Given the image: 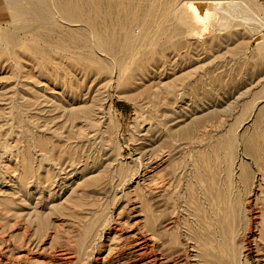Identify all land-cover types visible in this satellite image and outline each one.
Masks as SVG:
<instances>
[{
	"label": "rangeland",
	"instance_id": "1",
	"mask_svg": "<svg viewBox=\"0 0 264 264\" xmlns=\"http://www.w3.org/2000/svg\"><path fill=\"white\" fill-rule=\"evenodd\" d=\"M2 1L0 264H117L150 234L151 211L162 264H216L233 250L240 264H264V0H72L100 42L128 46L103 71L88 31L15 18L24 0ZM189 1L206 14L195 25L174 19ZM130 44L147 72H136ZM186 127L200 135L193 147ZM212 158L216 180L226 160L240 184L228 209L222 183L200 206Z\"/></svg>",
	"mask_w": 264,
	"mask_h": 264
},
{
	"label": "bare ground",
	"instance_id": "2",
	"mask_svg": "<svg viewBox=\"0 0 264 264\" xmlns=\"http://www.w3.org/2000/svg\"><path fill=\"white\" fill-rule=\"evenodd\" d=\"M24 2H25L24 5L22 7H18V10H16L15 18H17V16L24 17L26 15H31V16H34L35 19L37 21H40V22H50L52 20H55V21H60L61 23H67L70 25H78V27H79L78 29L83 31L82 34H85L88 31L90 38H92V41L90 43V46L88 47V50L90 52L91 57L96 56L95 63L98 64V70L99 71L106 70L107 68H110V65H113V67L119 66L120 59L118 58V56L122 53L120 51L122 49H124L125 47H128V46L125 45L123 47H120L118 51L114 52L110 46L100 42V40L98 39V36L89 30V26H88L89 18H86V19L84 18L80 8L77 7V4L74 1H72V0H62V1L61 0H24ZM230 4H231V2H230ZM216 5H218V4H215V6ZM94 6L97 7V4H95ZM230 7L231 6L228 7L230 9V12L224 11V10H223V12H225L227 15H230V16L232 14L233 15L236 14V17L241 18L242 21L247 20V21L252 22L255 29L260 26V23L257 22L256 20H254L246 11H244V10L237 11L236 7H234V6H233L234 8L233 7L230 8ZM198 8L199 7L195 2H192V1H189L188 3L186 2L184 5L179 7L178 13L174 14V19H176L178 21L186 20V21L190 22L192 25L198 24V22H200L206 16V14H202ZM194 29L196 30V28H193L192 31ZM197 31H199L198 28H197ZM256 43H257V41H256ZM129 46L130 47L127 49L128 50L127 53L125 50H124L125 51L124 53H126V55H128L130 57H133L134 63L138 62L139 65H138V67H136L137 68L136 72L137 71L139 73L140 72H147V69H146V65L148 64L147 63V54L138 53L137 50H139L140 48L136 50V48L134 49V47L131 44ZM258 48L264 52V42H261V41L258 42ZM154 62H155V60H154ZM80 71H81L80 73H83V72L91 73L93 71V69L91 68L90 65H83L81 67ZM206 101H207V99H206ZM252 104H251V106H253ZM199 121L200 120L195 121L194 125L198 126L200 124ZM182 131H183L182 136L185 139H187V142L190 146L193 147L199 141L198 139H200L199 138L200 135L197 136V134L191 132V129H189L188 127L184 128ZM216 148H218V146H216ZM262 151H264V150H262ZM222 163L224 164V167H225V168L223 167L224 168L223 169L224 176L219 174L217 176V180L215 179V177L211 171V168H215L213 158H212V161L210 159V161L208 163L209 164L208 169L204 170V174H205L204 186H202L199 189L201 192L200 197H199V202H200L201 207L204 206V208H205V206H207V204L209 206L213 204V202H212V199H213L212 194L214 195L213 185L216 183L217 184L222 183V185L225 186V189H226L223 191H219L217 189L215 190V194H217L219 196V205L218 206L221 207L220 209H228L229 208V202L232 201L231 197H233V198L236 197V196H234L232 191L229 189L230 187H231V189L232 188L236 189V185H237L235 180L233 179L234 178L233 177V171L230 167V163L228 164V162L226 160ZM197 164H199L198 160L191 161V164L189 166L190 167L189 169L191 171L188 170L191 172V175L188 176L186 174V177H188V179H186V180L189 182V183L188 182L186 183V188H188L190 183H191V177H192V175H194V169L197 168ZM185 165H187V164L184 163L183 166L185 167ZM180 166H182V165H180ZM239 185H237V188H239ZM212 207H209V209H212ZM201 210H202V213L205 212V211H203L204 209L201 208ZM153 212L154 211H151V213L149 214L147 219H145L146 225L148 228L146 226L145 227L148 229L147 231L150 234L147 235L146 237L145 236L144 237H136V238H134L133 241L131 240V243H130L131 244V246H130L131 250L129 252H127V254H126L128 257L119 259L116 262L117 264H162V261H161V260H163L162 259V256H163V254H162V252H163L162 251V249H163V247H162V245H163L162 236L164 235V233L162 234L163 230H162V222H159L160 218H158L157 215L154 214ZM212 212H213V209L211 212H209V215H212L213 214ZM200 216L201 217L204 216L206 218L207 215L205 216V215L200 214V215H198V218H200ZM157 219H159V220H157ZM156 221H158L157 226H156V227H158L157 235L153 232V230L149 229V227L151 228L152 224ZM218 221L219 220H217V222ZM109 223H110V221L109 222H107V220H106V222L104 221V223H103L104 225H102L104 227V230H106V228L109 229ZM198 223H199V225L201 224L200 221ZM260 225L262 227V229H261L262 234L261 235L264 236V225L261 223H260ZM110 226H111V224H110ZM163 229H165V227ZM221 230H224V229H221ZM164 232H165V230H164ZM201 237H204V235H201ZM206 241L208 242L209 238L206 239ZM152 242L157 243V244L155 245ZM96 244H97V242H96ZM155 248H157V249H155ZM156 250L158 251V253L156 252ZM155 252L157 255L154 256L153 253H155ZM234 252L235 251L233 250V253ZM207 253L205 254V256L210 255ZM231 253L228 254V256L230 255L229 259L223 258V257H218V258L216 257V259H217L216 264H240V263H238L237 259H234L236 253H234V254L232 253L233 255ZM164 254H165V252H164ZM200 256H202V255H200ZM157 257H161V258H157ZM226 257H227V255H226ZM90 259H91V256H90ZM133 259H134V261H133ZM234 261H236V262H234ZM103 262H102V264H104ZM207 262H206V264H207ZM210 264H212V263H210Z\"/></svg>",
	"mask_w": 264,
	"mask_h": 264
},
{
	"label": "crops",
	"instance_id": "3",
	"mask_svg": "<svg viewBox=\"0 0 264 264\" xmlns=\"http://www.w3.org/2000/svg\"><path fill=\"white\" fill-rule=\"evenodd\" d=\"M4 5L3 1L0 0V6ZM6 14L8 13L7 8H6ZM6 19H4V14L0 13V24L4 23Z\"/></svg>",
	"mask_w": 264,
	"mask_h": 264
}]
</instances>
